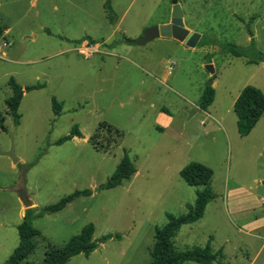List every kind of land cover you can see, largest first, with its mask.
Here are the masks:
<instances>
[{
  "label": "rangeland",
  "instance_id": "rangeland-1",
  "mask_svg": "<svg viewBox=\"0 0 264 264\" xmlns=\"http://www.w3.org/2000/svg\"><path fill=\"white\" fill-rule=\"evenodd\" d=\"M52 1L0 0L2 26L12 28L11 45L6 47L7 39H0V118L7 128L2 131L0 127V150H10L14 142L20 159L17 165L0 155V264L20 244L18 226L27 210L14 188L21 170L37 204L35 212L76 190L93 191L58 213L33 220L41 236L35 252L22 264H44L50 250L64 247L89 224L95 226L98 249L90 256L77 255L68 264H148L155 228L168 222L167 213L184 215L188 205L195 203L196 191L201 188L190 187L180 175L193 161L213 170L211 187L217 198L207 206L204 218L180 229L175 238L177 248L210 243L215 252L222 249L224 253L213 264H264V115L255 131L242 137L234 111L246 86L264 93V64H250L248 58L226 51L230 44L252 49L254 39L255 51L264 54V0H180L185 26L207 36L208 45L196 52L167 48L165 56L175 55L170 57L175 63L172 73L168 74L170 65L165 59L157 79L143 85L140 71L133 65L116 69L115 60L122 59L112 57L104 72L98 73L83 66L94 59L82 60L76 52L55 55L48 50L50 36L44 30L58 28L67 34L72 26L67 20L78 16L69 0H58V12L49 9ZM104 1H93L84 35L108 33L110 25L102 23ZM113 2L122 13L132 3L123 28L133 41L140 34L143 37L147 28L161 27L172 6V0ZM149 44L135 48L147 54L152 49L155 55L160 53L156 43ZM73 59L81 60L82 65L72 64ZM208 61L216 65V80L206 68ZM129 69L138 71L128 76ZM11 78L23 88L44 85L26 91L18 126L6 105L12 95ZM210 81L215 83L214 102L208 113L199 110L193 114L192 105H198ZM54 98L63 104L58 116ZM162 107L174 116L172 129L165 133L156 128ZM75 128L83 138L57 145ZM91 136L97 149L86 140ZM126 152L140 170L139 176L114 189H100ZM231 201L238 206L231 208ZM111 235L113 238L106 239Z\"/></svg>",
  "mask_w": 264,
  "mask_h": 264
},
{
  "label": "trees",
  "instance_id": "trees-1",
  "mask_svg": "<svg viewBox=\"0 0 264 264\" xmlns=\"http://www.w3.org/2000/svg\"><path fill=\"white\" fill-rule=\"evenodd\" d=\"M105 9L107 10L109 20L115 23L117 15L111 7L110 0H106ZM3 32L4 30L0 26V37L3 35ZM207 38V36H203L198 47H206L208 45ZM251 43L253 48L249 50L244 47H238L235 44H230L227 45L226 51L235 57L248 58V63L250 64L264 63V54L254 49V39H252ZM9 84L12 89V95L6 100V105L9 113L14 118L15 124L18 126L22 118L19 110L25 92L27 90L42 89L44 85L38 84L23 88L15 78H11ZM215 96L216 91L213 84H208L201 96L199 102L200 108L207 110L214 102ZM52 101L54 112L58 116L63 111V104L58 102L56 98ZM234 111L238 118L237 126L240 135L242 137L249 136L264 115V93L257 87L246 86L235 102ZM0 127L2 131H7L4 125V118L2 117L0 118ZM108 128L112 132H118L119 136L122 137L120 131H115L111 126ZM94 136L90 138V143L95 147L96 144L93 142ZM75 137H84L77 128L71 134L61 138L57 142V145H62L73 140ZM136 173V165L126 152L116 171L105 184L100 186V189L109 190L119 187L125 181L131 180ZM180 175L188 185L201 189L196 191V201L193 205H188V212L186 214L176 216L172 213H167L168 222L164 226H157L155 228V242L150 254L151 260L148 264H186L188 262L213 264L219 258H223L224 253L222 249L215 252L209 243L206 247H193L180 250L176 246L175 238L183 226L196 223L204 218L207 206L216 199L217 196L211 187L214 172L210 167L193 161L181 170ZM92 194L93 191L90 189L76 190L57 203L48 205L38 212H35L33 208L28 209L23 222L18 226L20 244L4 264H22L35 252L37 247L36 240L41 236V232L34 227L33 220L40 219L45 215L58 213L78 198L91 196ZM94 235L95 226L93 224L87 225L81 233L74 236L64 247L50 250L46 255L44 264H68L77 255L90 256L99 247L98 240L94 238ZM111 238H113L112 235L106 237V239ZM117 238H120V236H117Z\"/></svg>",
  "mask_w": 264,
  "mask_h": 264
},
{
  "label": "crops",
  "instance_id": "crops-1",
  "mask_svg": "<svg viewBox=\"0 0 264 264\" xmlns=\"http://www.w3.org/2000/svg\"><path fill=\"white\" fill-rule=\"evenodd\" d=\"M93 1L94 0H69L70 4L72 6V10L75 9L76 12L78 13V16L76 15V17H77L76 19L67 20V23L69 24V26L72 25L71 30L68 31L67 34L58 31V28H56V31H53V30L47 31V29L44 30L50 36L48 38V41H49V45H48L49 49L48 50L52 51V53H55V55L66 54V53L69 54L72 52H76L82 60L83 59H85V60L94 59L93 63L84 64L83 66H86V67L92 69V71L94 69L95 72H98V73L104 72L103 70L108 66L110 61H112V59H113L112 57L122 59V60H115L114 65H115L116 69L117 70H119V69L123 70V67H127V65L128 66L133 65V67L137 68L140 71V77H139L140 83L143 85V84H146L147 82H149V80H152V79L156 80L157 79L158 74L161 73L162 69L164 70V68H165V65H164L165 59H167V62L170 65L168 67L169 68L168 74L170 75L172 73V69H173L172 65H175V63L171 61L170 57L175 56V55L171 54V55L165 56L164 54L167 53V50H166L167 48L172 47L177 51L180 49L183 51L192 49L195 52L198 51L199 48L202 49V47H198V46L196 48H188L182 42H179L173 38H159V39L154 40V42L152 41L150 44L149 43L148 44L154 45V43H156L157 44L156 49L159 50L160 53L155 55L153 52V49L151 50L150 54H147V52H143L142 50H138V48H135V45H131V44L127 43L128 40H133V39L125 34L124 28H123V20L125 19L126 14L129 10L130 6L132 5V3L128 4L126 6V9L122 13L121 11H119L117 9V5L115 2H113V0H110V3H111L112 9L114 10L115 14L117 15V20L115 21V23H112L109 20L107 10L105 9L106 0L104 1V3H101L103 8H104L105 15H106L105 20H103L102 23H107L110 25V26H108V30H106L108 33H105L106 35H101V37H94L91 34L90 35L89 34L84 35L86 33L87 28H88V24L90 22L91 8L93 7ZM96 1H98V0H96ZM126 1H129V0H126ZM67 2H68V0H67ZM101 4H97V6H99ZM172 8H173V3H172V6L170 7V11L168 12V15H167L168 18L166 21H164L162 23V25L169 24L170 19H172V15H171V13L173 11ZM49 9L52 10L53 12L60 11V7L58 5V0L52 1L50 3ZM0 26L4 30L3 35L0 37V39L1 40L7 39L6 41L8 42L9 41L8 38H9L10 33L12 32V28L11 27H3L2 23H1V18H0ZM106 29H107V27H106ZM102 30H103V27L98 32H101ZM203 36L204 35H202V37ZM136 38H137L136 40H139L140 38H142V34L138 35V37H136ZM155 41H157V42H155ZM86 43L97 44L100 46V52L98 54H96V56L98 55V57L96 59H95V56H93L92 58L86 59L82 55H80L78 53V51L76 50L79 46L84 45ZM70 45L71 46L73 45L74 47L73 48L69 47ZM146 46H141V47H146ZM136 47H138V46H136ZM2 55L6 56V50H3ZM76 59H73V61H71V63L78 66V67L81 66L82 65V63L80 62L81 60H76ZM181 62H182V59H181ZM208 64H213L214 67L216 66L214 62L212 63V61L210 63L208 61ZM262 64H264V63H262ZM129 70H130V72L128 71L129 72L128 76L132 75V72L136 73L138 71V70H134V69H129ZM121 74H123V73H121ZM209 74H211V73L209 72ZM209 78H211L210 75L207 77V79H209ZM214 80H216V79H214ZM210 84H211V82H210ZM213 86H215V83L213 84ZM169 89L173 92H176V93L178 92L176 89H174L172 87H170ZM25 94H26V92H25ZM25 94H24V97H25ZM139 101H142V99L140 98ZM191 103H193V101H191ZM234 105H235V103H234ZM191 109L196 110L195 113H193V114H196L199 110H202L199 106V103H198V105L194 103L192 105ZM203 111L207 112L208 109L203 110ZM208 116L212 117L210 114H208ZM156 124H157L156 128L158 130H160L161 132L165 133L167 130L172 129L173 124H174V116L169 112V110L167 108L162 107L158 112ZM202 124L204 125L205 122L202 121ZM255 129H256V127L253 129V131H255ZM253 131L251 132V134L253 133ZM90 138L86 137V140H88L89 143H90ZM77 139H81V138L75 137L73 140L77 141ZM139 174H140V170L137 169V173L133 176V178L135 179V177L139 176ZM262 183L264 184V180H262ZM190 187H192V186H190ZM196 198H197V196H196ZM252 202L253 201H249L248 203H252ZM230 205H231L230 206L231 208L238 206L236 201H231ZM36 206H37V204H36ZM241 210H242V208L239 207V211H241ZM254 221L257 222L258 218L254 219Z\"/></svg>",
  "mask_w": 264,
  "mask_h": 264
},
{
  "label": "water",
  "instance_id": "water-1",
  "mask_svg": "<svg viewBox=\"0 0 264 264\" xmlns=\"http://www.w3.org/2000/svg\"><path fill=\"white\" fill-rule=\"evenodd\" d=\"M179 1L180 0H172L173 12L171 23L162 25L161 27L154 26L147 28L144 31L142 38L136 41L128 40L127 43L137 46H146L148 43L159 38H173L179 42H182L188 48H196L202 38V35L200 33L191 32L190 29L185 26L184 11ZM206 68L213 75L212 80L216 79L214 65L208 64ZM193 113H195V110ZM0 155L8 156L13 160L14 164L20 165V159L15 152L14 142L12 143L10 150H0ZM14 190L18 194L19 200L24 209L28 210L36 206L34 199L28 192L24 170L20 171L18 183Z\"/></svg>",
  "mask_w": 264,
  "mask_h": 264
},
{
  "label": "built area",
  "instance_id": "built-area-1",
  "mask_svg": "<svg viewBox=\"0 0 264 264\" xmlns=\"http://www.w3.org/2000/svg\"><path fill=\"white\" fill-rule=\"evenodd\" d=\"M4 45L7 47L11 44L9 42L7 43L6 41ZM77 51L84 58L89 59L100 52V46L97 44L86 43L84 45L79 46Z\"/></svg>",
  "mask_w": 264,
  "mask_h": 264
}]
</instances>
